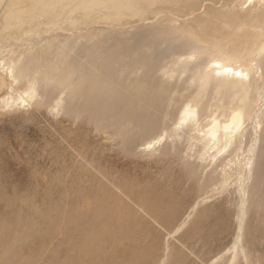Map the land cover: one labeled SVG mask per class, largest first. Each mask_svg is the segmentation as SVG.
<instances>
[{"label": "bare ground", "instance_id": "6f19581e", "mask_svg": "<svg viewBox=\"0 0 264 264\" xmlns=\"http://www.w3.org/2000/svg\"><path fill=\"white\" fill-rule=\"evenodd\" d=\"M2 2L0 0V51L2 53L4 50L8 51V54L1 58L0 64L7 76H11L8 77L9 80L11 79V83L8 81L10 83L8 84L12 85L10 86L12 88L0 98V108H6V106L18 108L22 103L36 104L46 106L50 110H62L75 117L87 111L93 118L91 121L94 120V125L97 127L113 128L116 133L122 131L119 132V134L122 133L121 135H117L121 136L119 140L127 151L132 150V146L135 147L134 144L141 138L144 141L149 139L144 144L146 148L141 149L143 152L148 151L154 143L148 151L149 154L154 152L178 154L177 156L184 159L187 175L190 177L197 176L200 179L208 166L211 168L204 174L207 182L213 180L215 182L219 179V175L224 173L225 177L222 176L221 182L227 184L231 179L232 192L239 195H237L239 199L235 202L237 205L236 236L230 248L228 263L237 264L242 256L248 264H255L246 251L242 237L246 213L250 206L247 202L258 197L256 207H264L262 180L264 173V0H4ZM35 35L40 36L34 39ZM22 37L26 45L18 47L16 42L21 41ZM11 40H13L12 43ZM3 84L0 80V88L4 86ZM178 103L179 106L174 111L173 108ZM171 117L175 118L174 126H171L173 123L168 124ZM196 130L198 133L192 134V131L197 132ZM186 131L189 135L185 134V136L189 138L186 137L185 140L187 139L190 143L194 139V142L189 144L188 150L194 149L192 145L198 147L194 149L195 152L193 150L194 153L186 150L188 152L184 154L183 149L180 150L177 146V138L180 135L182 138L185 137L183 133ZM156 133L159 135L155 136ZM161 141L162 144H160ZM133 150L130 152L135 151ZM191 156L195 158L192 161ZM159 201L161 200L157 203H160ZM167 204L169 205V201ZM149 205H146L147 208L150 207ZM195 207L196 205L192 209L195 210ZM166 210L168 212L170 209ZM69 211L71 209L64 213L66 218ZM106 211L110 212V209ZM119 212L120 210L117 216L120 215ZM61 213L59 212L60 217L63 215ZM135 216L133 214L132 219ZM69 217L71 219V216ZM97 217H99L98 214H92L89 220ZM187 217L175 231L180 230L186 223ZM126 219L129 220L127 217ZM74 220L76 221L77 218L75 217ZM48 221L49 219L47 223ZM44 223L45 221L43 225ZM0 224L2 227V222ZM100 224L104 226L106 222ZM89 228L87 227L88 233L90 229H93ZM110 229L105 231V234ZM1 230L0 237L3 233ZM84 230L81 235L87 233V230L86 232ZM15 233L18 232L14 231ZM145 234L147 235L146 232ZM106 235L108 240V236L112 238L113 233H111L112 236L110 232ZM118 236L116 238H119ZM142 236L144 238V234ZM82 237L88 239L85 234ZM51 238L53 240V237ZM68 240H70L69 236ZM58 241H53V244ZM63 241L67 244L66 240L63 239ZM139 242V244L143 243ZM24 244L30 246L31 243ZM95 245L98 244L95 242ZM32 247L35 248L33 245ZM136 247L133 250L137 249ZM132 248L128 250L129 253ZM38 249L41 250L40 247ZM10 250L8 252L6 249L3 252L0 249V264H23L24 262L19 259L20 249L15 252ZM82 250L79 252L83 253ZM103 250L102 247L100 251L103 252ZM133 250V253L136 252ZM79 252L78 255H82ZM122 252L120 249V253ZM37 253L34 254L40 256V253ZM67 253L69 257L70 252L67 251ZM85 255L82 256L87 258ZM130 255L131 253L128 256ZM116 256L126 264L120 255V257ZM22 257L24 258V255ZM93 258L90 260L89 257L90 262ZM28 260L32 259L28 258ZM36 261H38L37 258ZM78 261L82 263V260ZM27 262L29 264V261Z\"/></svg>", "mask_w": 264, "mask_h": 264}, {"label": "rangeland", "instance_id": "374dc122", "mask_svg": "<svg viewBox=\"0 0 264 264\" xmlns=\"http://www.w3.org/2000/svg\"><path fill=\"white\" fill-rule=\"evenodd\" d=\"M2 1L4 2V0ZM38 36L40 35H35L34 39L39 38ZM23 38H20L21 41L16 42V45H19L18 47L26 45V43L24 44L25 40ZM7 54L8 51L4 50L3 53L0 51V61ZM2 68L0 64V73L2 72L0 74V80L4 83V86L0 88V98L7 94V91L10 92V88H12L10 87L12 85H9L11 83V79L9 80L11 76H7L5 69ZM178 106L179 103L174 106L173 110L176 111ZM92 119L87 111L75 117L71 114L64 113L62 110H50L46 106L36 104L25 105L22 103L18 108L10 106L0 108V222L3 224L2 227L0 224V230L2 229L1 231L3 232L0 237V242L2 241L0 243V249L3 252L6 249H8V252L10 249V252L19 251L20 249L19 259L21 262H24L23 264H28L27 261H29V264L36 262L38 264L41 262H44L43 264H50L51 260L54 264H74L73 262L79 264L80 261L78 260H82L83 264H89L93 257L95 258H93L90 264H114L115 261V264L117 262H119L118 264H122L123 262L116 255H120L126 264H133L134 262V264H229L230 248L236 236L237 226V205L235 202L239 199L238 193L232 192V180L230 179L227 184L221 182L223 177H225L223 173V175H219V179H216L215 182L214 180L205 181L204 174L210 170V166L203 171L202 178L200 175V179L197 176L190 177L187 175L184 159L177 156L178 154L173 152L162 154L154 151H152L154 152L153 154H149L148 151L154 143L148 148V151L143 152L141 149L146 148L144 144L149 139H145L144 141L141 138L136 142H139L138 144H134V146L136 145L135 147L132 146L133 149L135 148V151L132 149L134 152H130L132 151L131 149L127 151L122 147L123 144L119 140L121 136L118 135H121L122 133L119 134V132L122 131H117L116 133V130L113 128L97 127L94 125V120L93 122L91 121ZM174 119L171 117L168 124L170 123L169 125H171L173 123L171 126H174ZM157 133L155 136L159 135ZM194 133L197 134L198 131H192V134ZM185 134L189 135L187 131L183 133V136ZM180 137H178L180 140L178 138L176 140L180 150L183 149L182 152L184 154H187L189 150L194 153L196 148H198L195 145L191 144L195 150H188L190 148L189 144L194 142V139L189 143L187 139L185 140L187 136ZM162 141L160 144L164 142ZM194 157L191 156L190 160H194ZM262 178L264 182V173L262 174ZM95 196L97 197L94 198ZM122 198L123 200L121 201ZM254 198V201L249 200L247 202L250 206H248L246 213L242 238L251 261L255 264H264V207L257 208L256 200L258 197ZM149 199L150 201H148ZM158 200H161L159 201L160 203H157ZM88 201L89 203L93 202L94 205L93 203L89 204ZM168 201L169 205L167 204ZM151 202L152 204H150ZM124 203L128 204L129 207L127 205L125 206ZM146 205L150 207L147 208ZM195 205L196 209L193 210L192 208ZM72 207L74 208L72 209ZM111 207L114 209V213ZM167 208L168 210L170 209L168 212L166 210ZM70 209L72 212L69 211V213L72 215L68 213V218H66L65 214ZM109 209L110 212L106 211ZM119 210L120 217L117 216ZM136 210L139 211L137 212ZM81 211L82 213H80ZM127 211L132 212L128 213ZM59 212L63 213L61 217ZM76 212L79 214L75 215L74 213ZM51 214L54 216L52 215L51 217ZM92 214H98L99 217L89 220L92 218ZM133 214L134 216L136 214V216L132 219ZM74 215L77 220H74L75 217L73 220L77 223L72 220ZM69 216H71V219H69ZM186 217V223L182 225L180 230L175 231L177 226ZM48 219L49 221L47 223ZM58 219H62V221L60 222ZM82 220L86 221L84 222ZM44 221L47 226L45 223L43 225ZM103 222H106V225L100 226V223ZM51 224L54 225L51 226ZM84 224H88L89 226L84 227ZM54 226H56L55 230ZM87 227L93 228L92 230L89 228L91 233H88L89 230H87ZM83 228L87 230V233L84 234L85 236L87 235L88 239L82 237L84 234L81 235L84 230ZM109 228H111L109 231L110 235L113 233V236L111 235L112 238L108 236V242L106 234L109 232L105 234V231H108ZM53 230L56 231L55 234L57 236L53 234ZM85 230L84 232H86ZM14 231L18 233L14 234ZM28 231L30 232L28 233ZM115 233L117 236L119 235V238H116ZM142 234H144V238L143 236L141 237ZM5 235L7 237L6 239ZM67 235L70 240H68ZM33 236L34 238H32ZM42 237L44 238L42 239ZM51 237H53V240H51ZM63 239L67 241V244L70 241L74 245H71L69 242L70 247H68L69 244L67 246ZM119 239L122 240L120 241ZM86 240L89 241L86 242ZM129 240L136 242L132 245ZM47 241H51L52 243H48ZM53 241L58 242L53 244ZM94 241L98 245H95ZM139 241L143 243L139 244ZM29 242L31 243V247L28 246L29 244H24ZM145 243H149L150 245L148 244V246ZM47 245L48 247H46ZM92 245L97 247H93ZM20 246L22 247L20 248ZM64 246L67 247L65 248ZM39 247L41 250L46 248L45 250L43 249V254L38 249ZM102 247L108 252L107 254H103L105 252L104 250L101 252ZM134 247L138 249V252L137 249H135L136 252H132ZM25 248L29 250L31 248V251ZM36 248L38 249L37 251L35 250ZM131 248L130 253L133 255L128 256L130 254L128 250ZM72 249L75 250L74 253ZM77 249H83L84 251L82 250L83 253H80L81 251L79 250V252ZM110 249L112 251L109 252ZM120 249L123 251L122 253H120ZM28 251L31 254L30 256ZM65 251L66 253L67 251L70 252L71 258L70 255L69 257L67 255L69 253H64ZM21 252L24 253L22 254ZM35 252H39L40 256L34 254ZM78 252L83 256L86 254L85 256L88 259L82 255L79 256ZM101 253L103 255H100ZM23 255L25 260L22 257ZM25 255L27 256L25 257ZM65 255L67 256L63 257ZM33 256H37L38 261ZM39 257L40 259H38ZM41 257H43L42 260ZM111 257L115 259L112 260ZM28 258L32 260H28ZM77 258L79 259L77 260ZM239 259L237 264H248L242 256ZM53 262L51 263L53 264Z\"/></svg>", "mask_w": 264, "mask_h": 264}]
</instances>
